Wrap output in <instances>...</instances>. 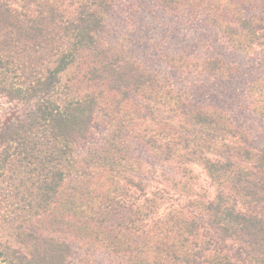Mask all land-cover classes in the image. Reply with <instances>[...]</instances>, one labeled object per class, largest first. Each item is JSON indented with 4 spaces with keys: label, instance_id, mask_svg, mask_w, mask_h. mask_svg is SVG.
I'll return each instance as SVG.
<instances>
[{
    "label": "trees",
    "instance_id": "1",
    "mask_svg": "<svg viewBox=\"0 0 264 264\" xmlns=\"http://www.w3.org/2000/svg\"><path fill=\"white\" fill-rule=\"evenodd\" d=\"M116 3L0 0V97L13 104L0 115V264H94L82 256L97 253L109 264H264V146L225 109L192 104L227 86L232 68L216 56L174 57L200 83L174 90L106 45ZM160 3L197 10L246 56L264 41L254 5ZM77 64L95 91L63 83ZM246 99L264 118V74ZM101 122L103 142L78 155ZM137 141L174 171L156 188L132 156ZM191 166L212 192H195Z\"/></svg>",
    "mask_w": 264,
    "mask_h": 264
},
{
    "label": "rangeland",
    "instance_id": "2",
    "mask_svg": "<svg viewBox=\"0 0 264 264\" xmlns=\"http://www.w3.org/2000/svg\"><path fill=\"white\" fill-rule=\"evenodd\" d=\"M162 0H117V5L108 16L107 27L104 34L106 45H116L141 64L146 71L156 74L166 85L174 90H191L200 83L194 77V73H185L179 67L174 57L196 58L216 56L224 59L232 68V80L227 86H221L210 90L207 94L201 93L193 105H215L225 109L232 118L233 126L244 132L253 145L264 146V118L251 111L249 101L246 99L248 83L256 77L264 74V41L257 47L258 53L253 57L246 56L240 51L234 50L219 32L207 23L205 17L196 13L191 8H183L181 11L165 9L161 7ZM232 1L247 7H257L258 15L264 19V0H222ZM171 57V58H170ZM80 67L77 64L70 72L62 75L63 83L71 85L75 95L90 93L95 88L86 84ZM194 74V75H193ZM98 88L96 93H100ZM191 104V105H192ZM13 109L7 99L0 97V115ZM253 110V109H252ZM108 128L103 122L96 125L92 138L80 145L77 154L82 155L88 147L100 145ZM132 156L139 159L142 173L152 188L159 186L163 175H173L174 171L159 161L143 143L139 141L133 144ZM193 174L197 178L195 192L210 191V181L200 167L191 166ZM88 260L92 258L94 264H109L105 255L97 253L82 256Z\"/></svg>",
    "mask_w": 264,
    "mask_h": 264
}]
</instances>
